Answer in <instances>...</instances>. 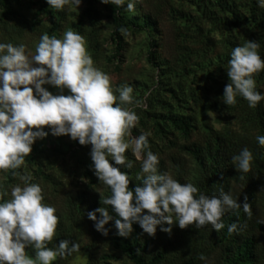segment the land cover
<instances>
[{
    "label": "rangeland",
    "instance_id": "obj_1",
    "mask_svg": "<svg viewBox=\"0 0 264 264\" xmlns=\"http://www.w3.org/2000/svg\"><path fill=\"white\" fill-rule=\"evenodd\" d=\"M90 3L96 11L94 22L86 16ZM47 8L58 23L56 31H51L49 18L40 11L38 0H0V43L23 44L26 53L34 55L43 33L57 38L69 29L79 33L93 66L110 77L113 89L128 84L134 99L146 103V108H134L139 119L132 129L136 134L132 135L150 133L149 150L158 156L159 172L170 174L182 184L191 182L208 196L223 189L241 203L248 197L252 216L239 210L244 220L233 238L223 239V229L216 232L211 225L180 229L173 224L171 234L160 231L158 226L155 236H149L133 224L127 237L131 246L137 250L149 243L145 260L161 253L157 264H204L200 255L208 258L209 264H222L229 242L235 244L251 237L254 258L250 264H264V232L255 226L260 224L258 219H264V146L256 141L257 135H264V100L256 108H249L239 96L233 106L220 99L229 82L225 69L233 47L246 40L258 41V52L264 59V28L253 24V13L264 18V8H259L256 0H136L134 11L127 15L139 23L149 18L154 23L153 34L137 28L117 31L115 6L101 0H82L78 8ZM152 51L156 52L153 60ZM263 76L264 70L253 74L257 91L264 92ZM44 87L58 94L56 88ZM64 94H68L67 90ZM114 94L118 96V92ZM170 117L185 118L192 128L183 134L171 124ZM44 129L48 131L47 126ZM193 146L201 152L199 160L186 150ZM243 148L253 156L248 173H239L231 159ZM90 149L91 145L82 146L67 135L49 134L34 142L32 152L16 171L30 174V183L42 189V203L56 209V234L48 247L61 239L80 245L79 253L57 257L52 264H136L130 255L114 247L113 222L106 225L110 231L103 236L87 217L88 211L104 206L101 196L111 195L90 167ZM215 154L222 156L220 164L213 163ZM125 155L133 167H117L127 173L131 189L141 184L143 174L130 149ZM9 171L0 169V194L7 193L4 199H10L13 186L22 185L18 175L9 178ZM104 207L111 212L110 206ZM231 212L225 213L223 222ZM25 251L34 257V249Z\"/></svg>",
    "mask_w": 264,
    "mask_h": 264
},
{
    "label": "clouds",
    "instance_id": "obj_2",
    "mask_svg": "<svg viewBox=\"0 0 264 264\" xmlns=\"http://www.w3.org/2000/svg\"><path fill=\"white\" fill-rule=\"evenodd\" d=\"M46 3L61 10L66 5L78 8L82 0H46ZM101 3L120 7L124 0H101ZM135 3L136 0H128L129 12L134 11ZM256 4L264 8V0H256ZM260 47V42L246 40L232 48L225 69L229 82L220 97L225 105H235L237 96L245 99L249 108H256L264 100V92L257 91L253 79L254 73L264 70ZM45 85L56 88L58 94ZM132 93L128 84L113 89L110 77L93 66L84 38L71 29L61 38L43 33L34 55L26 53L23 44L0 43V169L20 168L35 141L49 134L67 135L82 146L91 145L90 167L98 181L111 191L108 197L100 195L101 205L110 206L111 212L104 206L87 212L95 230L103 236L109 234L110 228L106 227L109 222H113L115 235L127 238L133 224L155 236L158 226L160 231L171 234L173 224L180 229L211 225L219 232L225 228L222 220L225 213L240 209L251 218L247 196L242 203L223 189L208 196L193 183L182 184L170 174L158 171V156L149 150L150 133L132 135L139 119L134 108H146V103L135 100ZM256 141L264 146V135H257ZM129 149L140 162L143 174L141 184L131 189L127 173L117 167H133L125 155ZM231 159L239 173L250 171L253 156L247 148ZM13 175L19 176L22 185L11 188L10 199L3 198L7 193L0 194V264H52L57 257L79 253V243L70 239H61L54 247H48L56 234V209L42 203V189L30 183V174L13 172ZM257 223L264 224V219H258ZM227 230L231 235L238 232L239 226L234 222ZM27 248L35 250L34 257L26 253ZM199 259L209 264L204 255Z\"/></svg>",
    "mask_w": 264,
    "mask_h": 264
},
{
    "label": "trees",
    "instance_id": "obj_3",
    "mask_svg": "<svg viewBox=\"0 0 264 264\" xmlns=\"http://www.w3.org/2000/svg\"><path fill=\"white\" fill-rule=\"evenodd\" d=\"M39 9L41 12L46 14L49 18V21L51 23V31H56L58 29V23L54 19V16L52 15L51 11L47 8V5L44 0H38ZM115 6V5H114ZM115 25L116 30H122V31H129L132 28H137L139 30H146L149 34H153V27L154 23L149 20V18H144L140 23L137 22L135 17H129L127 15V4L123 3L122 6L117 7L115 6ZM86 16L89 20L95 21L96 17V11L94 10L92 4L90 3L87 10H86ZM262 16V15H261ZM259 16H256L255 13H253V24L256 26L258 25L259 28H264V18ZM151 47L154 49L156 48V44H151ZM155 51H152L150 53L151 60L155 57ZM264 79V76H263ZM261 117H263L261 115ZM169 121L171 124L176 127L181 133L187 134L189 130L192 128L190 126L189 122L185 118L181 117H170ZM134 134L136 132L132 130ZM217 149V148H216ZM189 151L190 155H192L194 158L198 159L201 158V152L200 150L193 146L191 149H186ZM209 151V150H207ZM209 155V154H208ZM222 162V156H217L215 154L213 156V163L215 165L220 164ZM200 164V162H199ZM18 171V169L9 171V178L13 175V172ZM244 217L243 214L238 211H233L230 214H228L225 217V228L223 229V239H229L232 236L237 235V233H233L229 235L228 233V225L232 223H237L240 229V225L243 222ZM256 228L260 231L264 232V226L261 224H255ZM239 231V230H238ZM137 232V229H136ZM233 238V237H232ZM113 244L114 247L122 250L123 252L127 253L132 257L134 262L136 264H157L161 259L162 255L161 253H158L155 255L153 259L145 260L144 254L146 248L149 246V243H145L144 246H142L139 249H134L127 238L119 237L114 234L113 236ZM233 244V245H232ZM225 258L222 261V264H250L252 263V260L254 258V241L251 237L244 238L243 240H240L238 243H232L229 242L227 246L225 247Z\"/></svg>",
    "mask_w": 264,
    "mask_h": 264
}]
</instances>
